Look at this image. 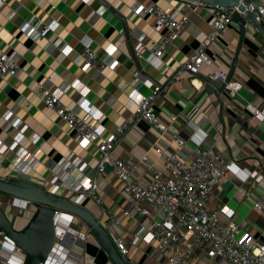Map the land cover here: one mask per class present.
I'll return each instance as SVG.
<instances>
[{
  "label": "crops",
  "instance_id": "obj_1",
  "mask_svg": "<svg viewBox=\"0 0 264 264\" xmlns=\"http://www.w3.org/2000/svg\"><path fill=\"white\" fill-rule=\"evenodd\" d=\"M152 3H158L172 13L189 15L174 43L166 48L156 63L149 61L150 49L152 42L159 40L164 31L154 29L150 16L139 15L132 9L134 4ZM37 19L53 22L56 27L43 38L34 40L20 27L26 21L36 23ZM212 21L208 5L189 0H3L0 49L17 53L20 65L16 76H0V141L15 147L2 156L6 166L13 170V160L24 148H36L37 158L27 171L29 179L42 183L51 192L76 198L75 192L66 184L56 186L51 179L55 175L66 180L70 177L80 179L78 166H95L98 150L94 146L81 148L77 145L74 130L36 95L39 84L67 85L61 94L63 102L69 107L81 104V114L107 133L115 130L133 109L131 81L134 73L139 71L144 77L137 86L144 94L149 92V87L166 83L210 31ZM85 35L92 39L99 56H106L109 47L117 44L112 57L118 61V67L104 69L98 80L91 72H83L75 62L82 48L80 39ZM239 38V25L232 21L225 34L207 49L211 64L203 65L196 74L184 73L157 99L155 114L167 126L165 132L140 121L124 135L112 156L132 159L137 165L139 180L146 184L151 179L149 164L162 169L166 177H173L171 170L164 169V157L156 152L160 140L165 151L172 152L178 148L174 136L181 137L186 144L180 158L186 163L194 156V146L221 151L227 160L234 161L237 172L230 171L227 181L216 183L204 205L210 211L223 207L232 209L233 219L240 223L241 232L250 240L263 241L264 212L254 203L257 199H264V122L248 113L244 104L251 101L261 105L263 101L264 31L252 26L247 29L233 76V80L242 86L237 94L231 95L228 90L221 93L222 116L219 99L209 83L210 80L217 87L221 86L220 80L209 77L210 70L228 72ZM60 43L67 46L65 56L56 47ZM80 85L85 86L83 92L77 88ZM6 113L11 120L17 119L24 125L23 147L15 145V139L20 136L17 129L5 130L8 121L3 115ZM145 155L148 164L140 162ZM61 161L63 166L53 173L50 165ZM254 170H259L260 182L246 177L247 171ZM12 173L20 176L16 170ZM97 182L101 202L90 196H83L80 200L103 225L108 220V211L114 214L117 223L113 234L124 238L129 256L147 264H171L167 253L156 252L155 243L146 238L159 216L138 215L134 210H130L131 216L123 215L130 203L111 165H106ZM0 202L5 204L8 216L17 227H22L32 213L29 206L18 209V201L14 203L12 198L1 193ZM220 218L228 220L225 214ZM71 226L77 230L88 229L76 217ZM140 229L144 231L138 234ZM191 239L192 235L185 233L182 248ZM89 260L93 264H112L92 234L87 237L85 245L78 243L74 247L65 264H86ZM184 264L216 263L201 244L193 253L186 254Z\"/></svg>",
  "mask_w": 264,
  "mask_h": 264
},
{
  "label": "built area",
  "instance_id": "obj_2",
  "mask_svg": "<svg viewBox=\"0 0 264 264\" xmlns=\"http://www.w3.org/2000/svg\"><path fill=\"white\" fill-rule=\"evenodd\" d=\"M3 0H0V8ZM247 8L254 12L256 19L264 22V0L254 7L247 4ZM133 11L139 15H148L153 19V27L157 31H164L160 39L152 42L149 61L156 63L169 45H172L178 37L179 32L189 20L188 14L172 13L163 8L158 3L150 5L134 4ZM208 10L213 18L210 31L199 41L197 47L179 65L174 75L160 86L149 87L147 94L138 91V84L144 81V77L139 71L134 73L131 81L133 92L131 101L133 109L124 121L115 130L104 133L101 127L90 122L87 117L81 114L82 105L74 107L66 105L61 94L68 88L67 85L56 87L53 83L45 85L39 84L36 95L43 104L52 109L69 127L74 130V138L81 148L94 146L98 150L97 163L90 167L88 164L78 166L81 178L70 177L61 179L55 175L51 182L56 186L66 184L79 200L83 196H90L101 202L97 193L99 176L103 175L106 165L113 167L115 175L123 184V190L127 195L130 208L123 210V215H130V210H134L138 215L159 216L154 222V227L146 233L149 242L155 243L156 252H166L171 264H184L186 254L193 253L194 249L204 244L205 250L216 264H264V229L261 232V240H250L241 232V225L233 219L234 211L228 207L210 211L204 203L210 194L213 186L220 181L229 179V172L236 171L234 161L227 160L219 150L203 149L194 146V156L188 163L183 161L181 150L186 142L175 135L174 140L178 148L172 152H166L162 140L156 146V152L164 159V169L171 170L173 177H166L162 169H158L149 164L151 179L143 184L136 173V163L126 157H113L112 151L123 139L124 135L136 123L143 121L154 125L161 132L168 128L155 114V103L157 99L170 86L176 83L184 73L196 74L203 65H210L211 60L207 55L208 47L225 34L229 24L232 22L233 8L226 6L208 5ZM26 21L22 23L20 29L34 40L43 38L47 33L53 31L55 23L37 19L36 23ZM142 41V37H140ZM81 50L78 52L75 62L83 72H91L92 77L98 80L104 69L118 67V61L112 56L117 49V44L111 45L106 56H99L93 48V41L87 35L80 39ZM56 47L65 56L68 53L67 46L57 44ZM20 65L17 53H7L0 49V76H16ZM227 70L211 69L209 77L213 80L224 82L227 78ZM241 83L237 80H230L226 84V90L231 95L237 94L241 88ZM84 91L85 86L77 87ZM245 110L258 121L264 122V97L261 105H255L251 101L244 104ZM8 121L5 130L15 128L20 136L15 139V145L23 147L22 121L11 120L8 113L3 115ZM205 136V135H204ZM203 136V137H204ZM15 147L0 141V176H15L12 172L18 171L22 177L29 179L27 171L32 167L38 153L34 150L24 148L22 152L13 160V170L6 166L2 156L5 152L13 150ZM141 163L148 164L146 155L140 160ZM64 164L63 161L50 165L53 173H56ZM26 176V177H25ZM246 177L260 182L262 176L259 170L247 171ZM31 180V179H29ZM241 191L242 189L239 188ZM54 193V192H53ZM20 206L28 208V203L23 200H14ZM254 206L264 212V199H257ZM225 214L228 220H221L220 215ZM75 215L69 212L55 210L54 222L56 226L55 242L46 260L38 264H65L72 256L74 247L87 242V237L91 232L87 230H77L71 225ZM117 219L111 211H108V220L104 223V228L112 237L117 249L123 256L127 264H147L144 261L133 259L129 256V247L124 238L113 234V228ZM140 229L138 234L143 233ZM185 233H190L192 239L181 246V240ZM0 264H25L22 250L14 241L6 238L0 233ZM86 264H93L89 260Z\"/></svg>",
  "mask_w": 264,
  "mask_h": 264
},
{
  "label": "water",
  "instance_id": "obj_3",
  "mask_svg": "<svg viewBox=\"0 0 264 264\" xmlns=\"http://www.w3.org/2000/svg\"><path fill=\"white\" fill-rule=\"evenodd\" d=\"M206 5L226 6L234 9L232 21L240 28V38L236 51L232 57L227 78L220 87L209 80L220 102V115L223 113V99L221 93L226 90V84L233 79L238 55L249 26L264 31V22L256 19L254 12L247 8V4L256 7L261 0H189ZM125 33L129 43L131 38L128 30ZM160 86V85H158ZM0 193L14 200L28 203L32 213L22 227H17L8 216L6 206L0 202V233L14 241L22 250L25 264H38L49 256L55 242L56 226L54 222L55 210L69 212L82 221L95 237L112 264H127L117 249L112 237L104 228L103 223L96 218L82 201L73 196L53 193L36 181L26 178L0 176Z\"/></svg>",
  "mask_w": 264,
  "mask_h": 264
},
{
  "label": "rangeland",
  "instance_id": "obj_4",
  "mask_svg": "<svg viewBox=\"0 0 264 264\" xmlns=\"http://www.w3.org/2000/svg\"><path fill=\"white\" fill-rule=\"evenodd\" d=\"M18 209H22V208H24L23 206H20V205H18V207H17Z\"/></svg>",
  "mask_w": 264,
  "mask_h": 264
}]
</instances>
